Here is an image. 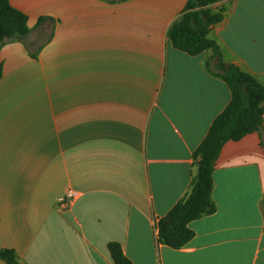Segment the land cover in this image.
<instances>
[{"label":"crops","instance_id":"crops-1","mask_svg":"<svg viewBox=\"0 0 264 264\" xmlns=\"http://www.w3.org/2000/svg\"><path fill=\"white\" fill-rule=\"evenodd\" d=\"M185 1L9 0L29 28L0 49V248L18 264H113L109 243L129 264H264L257 133L221 148L216 210L188 223L192 238L157 242L158 220L196 174L193 151L230 100L204 68L210 51L190 56L167 38ZM220 7L207 38L225 66L264 86V0ZM69 190L77 196L63 206Z\"/></svg>","mask_w":264,"mask_h":264},{"label":"trees","instance_id":"trees-1","mask_svg":"<svg viewBox=\"0 0 264 264\" xmlns=\"http://www.w3.org/2000/svg\"><path fill=\"white\" fill-rule=\"evenodd\" d=\"M104 1L114 3L124 0ZM219 1L186 0L180 16L167 30L171 46L178 51L190 56L210 51V59L204 68L213 77L221 79L230 91L228 104L213 119L206 135L192 153L197 171L191 178L189 191L157 222V242L172 249L181 248L192 238L189 222L211 215L216 210L211 199L212 172L223 145L257 133L264 149V86L237 66H225L221 61L219 46L207 38L209 29L221 22L224 16V7L213 11L212 5ZM27 19L24 13L10 5L9 0H0V49L6 40H20L29 34ZM41 21L38 19L37 25ZM1 75L0 62V78ZM107 249L113 264H129L118 244L109 243ZM0 261L18 264L12 249L0 248Z\"/></svg>","mask_w":264,"mask_h":264},{"label":"built area","instance_id":"built-area-1","mask_svg":"<svg viewBox=\"0 0 264 264\" xmlns=\"http://www.w3.org/2000/svg\"><path fill=\"white\" fill-rule=\"evenodd\" d=\"M77 196V193L73 191H66L62 197H59L57 199V202L60 203L63 206L68 205L75 197Z\"/></svg>","mask_w":264,"mask_h":264}]
</instances>
